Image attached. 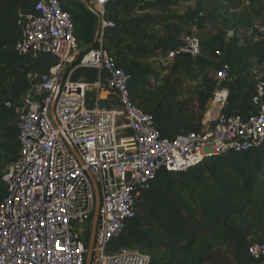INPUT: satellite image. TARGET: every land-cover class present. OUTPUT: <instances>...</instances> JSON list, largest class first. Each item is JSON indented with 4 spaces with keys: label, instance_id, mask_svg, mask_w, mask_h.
Segmentation results:
<instances>
[{
    "label": "built area",
    "instance_id": "2783aa9c",
    "mask_svg": "<svg viewBox=\"0 0 264 264\" xmlns=\"http://www.w3.org/2000/svg\"><path fill=\"white\" fill-rule=\"evenodd\" d=\"M27 11L16 16L17 38L3 49L34 60L53 56L45 73L28 71V85L19 99L4 107L15 116L16 153L8 163L0 200V264H150L147 252L126 247L114 250L136 219L137 202L163 172L184 173L214 158L245 154L264 147V77L256 78L249 102L252 112L230 114L228 92L216 89L203 113L201 129L164 135L154 117L132 100L131 76L117 66L106 49L107 33L116 28L106 16L112 0H82L98 18L94 41L77 52L71 14L58 0H28ZM264 40V18L250 23L243 35ZM198 33L184 36L169 59L201 56ZM220 64L217 84L227 83L231 69L223 49L215 51ZM104 71L107 80L92 88L117 96L116 102L92 105L90 86L69 78V68ZM99 207L92 246L93 216ZM91 219L86 238L73 232L72 222ZM86 240V243H85ZM247 258L264 260V237L249 244Z\"/></svg>",
    "mask_w": 264,
    "mask_h": 264
},
{
    "label": "rangeland",
    "instance_id": "374dc122",
    "mask_svg": "<svg viewBox=\"0 0 264 264\" xmlns=\"http://www.w3.org/2000/svg\"><path fill=\"white\" fill-rule=\"evenodd\" d=\"M0 1L3 3L0 4V21H9L12 19L16 7L11 5L12 0ZM259 1L263 2V9L259 17L254 14V11L259 9V5L254 4L252 8L248 9V0H243L242 8H245V15L241 8L203 12L204 23L198 33L202 53L200 57L192 61L188 73L180 66L178 58H168V54L172 50L169 44L173 43L172 41L166 45L163 54L156 53L147 56L149 73L146 76L145 87L138 94L136 93L137 100L133 96L132 100L154 117L156 127L161 133L170 136L202 128L204 110L211 104L213 96L202 109L199 106V95L206 80L210 83H217L218 62L214 53L217 49H223L234 41L240 45L251 42L243 35L245 28L250 23L264 18V0ZM58 2L64 10L71 14L75 25L74 16L80 5H77L74 0H58ZM80 9L78 13L80 25L75 26L78 53H82L94 41L98 24V18L91 10L86 8L84 10L83 7ZM10 25H16V21L10 22ZM115 29L107 33L105 45L116 62H119ZM182 40L179 39L175 42L181 45ZM259 44L263 51L262 59L245 60L243 63L248 70L251 68L257 70L255 75H250L252 78L255 76V79L259 76L264 77V40ZM7 128H16L13 115ZM6 133V129L0 130V145L6 144V148L0 156V185L2 187L4 171L16 153V139L8 137ZM249 159L259 173L260 179L264 181V147L250 153ZM236 168L232 163L228 170L234 174L237 171ZM201 173L202 169L200 168L188 170L184 174L163 172L162 177L170 187L169 184L173 182L182 184ZM189 191V187L184 191L185 202L196 215L192 216L187 210L181 209L180 217L175 210L181 207L172 191L169 188L165 191V189H158L154 185L149 186L138 199L136 219L129 224L122 241L113 243L112 248L117 250L125 245V241L133 238L136 243L131 242L127 247L132 251H147L151 256V264H259V262L247 258L246 249L249 244L264 237L263 194L259 197L263 203L248 209L245 222L226 221L223 226L214 230L207 226L206 220L199 214L193 202L196 201V198L192 196V199ZM262 192L264 193V188ZM2 196L3 191L0 190V200ZM91 222V219L84 225L77 221L72 222L73 232L85 239L89 234ZM175 237L177 240L179 237L182 238L180 244L187 241L192 242V253L187 255L178 253L177 246L174 244ZM149 240L157 241L158 248L146 249L145 246L148 245ZM168 245L171 247L169 250L166 248ZM165 253L166 259L161 260ZM171 253L174 254L173 262L169 258ZM261 262L264 264V260Z\"/></svg>",
    "mask_w": 264,
    "mask_h": 264
},
{
    "label": "trees",
    "instance_id": "16d2710c",
    "mask_svg": "<svg viewBox=\"0 0 264 264\" xmlns=\"http://www.w3.org/2000/svg\"><path fill=\"white\" fill-rule=\"evenodd\" d=\"M248 1V9L252 8L254 4L259 5V9L254 11L256 17H259L263 9V2L259 0ZM242 5L243 0H197L193 14L188 15L187 19H191L197 28L201 29L204 19L197 18L199 12H215L223 9L238 10L241 8V11L244 13L245 8H242ZM5 42L6 41L0 40V130L6 129V135L12 139H16L17 129L7 128L8 123L12 120V115L13 117L15 116L12 111L4 107V101L7 98L19 99L26 91L28 85L27 73L29 59L19 57L11 51L4 50L2 47ZM168 43L169 42H166L165 45ZM169 45L172 50H176L180 46L179 43L174 41ZM223 51L224 61L229 65L232 71L239 70L242 62L245 60L261 59L263 56L261 45L255 42L240 45L238 42L234 41L223 48ZM176 58L179 59L180 66L188 73L193 59L188 55H179ZM117 66L131 76V96L134 90L139 87L141 89L145 87L146 76L149 73V68L147 66L125 61L117 62ZM219 66L220 64H218V67ZM203 85V90L199 95V106L202 109L211 99L216 88L225 87V83L218 85L216 82L210 83L206 80ZM5 148L6 144L0 145V156ZM250 153L231 154L226 158H214L204 161L201 165L193 168H201L202 173L200 175L188 179L182 184L173 182L169 184L170 187H168V182L162 177V174H160L150 186L154 185L158 189H165V191L169 188L172 191L181 207L175 210L180 217L181 209L187 210L192 216L196 215L192 208L185 202L184 191L189 187L190 197L192 198V196H195L196 201L193 202L199 214L206 220L207 226L210 229L216 230L218 227L223 226L226 221L243 223L247 219L248 209L262 204L263 201L259 197L262 196V194L264 196L262 192L264 181L260 179L259 173L250 161ZM232 163L237 167V171L234 174H231L228 170ZM0 190H2L4 194V185L3 187L0 185ZM181 239L180 237L178 240L177 237L174 238V240H176L174 244L177 246L178 253L182 255L192 253L193 243L187 241L184 244H180L179 242ZM158 246L157 241L149 240L148 245L145 247L158 248ZM166 248H168V250L171 249L169 245L168 247L166 246ZM169 258L171 259L170 261L173 262L174 254L171 253ZM165 259L166 253L161 257V260Z\"/></svg>",
    "mask_w": 264,
    "mask_h": 264
},
{
    "label": "crops",
    "instance_id": "0c3cea01",
    "mask_svg": "<svg viewBox=\"0 0 264 264\" xmlns=\"http://www.w3.org/2000/svg\"><path fill=\"white\" fill-rule=\"evenodd\" d=\"M74 2L81 8L88 9L82 0H74ZM196 2L197 0H114L110 3L106 9V16L116 25L115 40L120 58L119 62H135L148 67L147 56L156 53L163 54L166 42H175L179 39L182 40L185 35L199 33L200 29L195 23L191 19H187L188 15L193 14ZM29 4L28 0H12L11 5L16 7L15 13L9 21H0V40L11 42L19 36V28L17 25L11 26L10 22H15L18 12L27 11ZM80 7L74 16L76 19L75 26L80 25V16L78 15L81 10ZM197 18L202 19L203 12H199ZM56 61L53 56H40L34 60H29L28 71L45 73ZM244 62H242L239 70H231L229 81L225 83V87H221L228 92V103L225 110L230 114L247 115L252 112L249 98L256 79L255 76L252 78L250 75H255L257 70L255 68L248 70L244 66ZM68 71L70 80L90 86L86 98L88 105L95 103L97 97H99L101 105L117 101V96L114 93L104 90L97 92L92 88L97 80H100L102 85L106 82L107 74L104 71L99 72L78 66H72ZM140 90L142 89L139 87L133 91L132 96L135 100H137L136 93L138 94ZM131 242L135 243L133 238L125 241L123 247L132 250L127 247Z\"/></svg>",
    "mask_w": 264,
    "mask_h": 264
},
{
    "label": "water",
    "instance_id": "95a60500",
    "mask_svg": "<svg viewBox=\"0 0 264 264\" xmlns=\"http://www.w3.org/2000/svg\"><path fill=\"white\" fill-rule=\"evenodd\" d=\"M98 207H99V195H98V192L96 190V206H95V211H94V216H93V224H92V231H91L90 241H89V246L90 247L92 246V243H93ZM85 264H90V255L89 254L86 256Z\"/></svg>",
    "mask_w": 264,
    "mask_h": 264
}]
</instances>
